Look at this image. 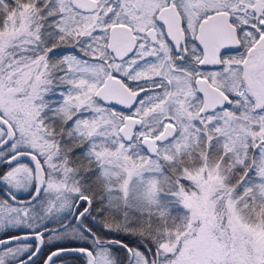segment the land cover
Here are the masks:
<instances>
[{
	"label": "snow or ice",
	"instance_id": "6c2138e0",
	"mask_svg": "<svg viewBox=\"0 0 264 264\" xmlns=\"http://www.w3.org/2000/svg\"><path fill=\"white\" fill-rule=\"evenodd\" d=\"M0 264H264V0H0Z\"/></svg>",
	"mask_w": 264,
	"mask_h": 264
}]
</instances>
